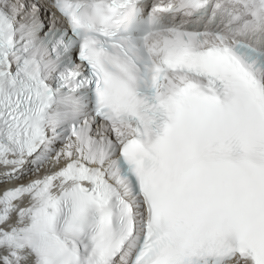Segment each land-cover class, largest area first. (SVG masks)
<instances>
[{"label": "snow or ice", "instance_id": "snow-or-ice-1", "mask_svg": "<svg viewBox=\"0 0 264 264\" xmlns=\"http://www.w3.org/2000/svg\"><path fill=\"white\" fill-rule=\"evenodd\" d=\"M0 264H264V0H0Z\"/></svg>", "mask_w": 264, "mask_h": 264}]
</instances>
